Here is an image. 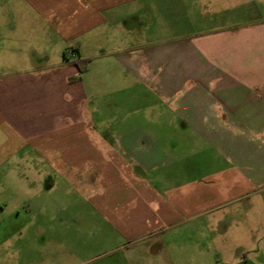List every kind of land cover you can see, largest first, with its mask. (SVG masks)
<instances>
[{"label": "crops", "instance_id": "0c3cea01", "mask_svg": "<svg viewBox=\"0 0 264 264\" xmlns=\"http://www.w3.org/2000/svg\"><path fill=\"white\" fill-rule=\"evenodd\" d=\"M29 1L44 34L0 78V170L11 156L17 180L76 187L97 219L59 204L76 234L47 264H264V14L201 29V5L229 0ZM76 57L114 60L105 116ZM21 231L0 264H39Z\"/></svg>", "mask_w": 264, "mask_h": 264}, {"label": "rangeland", "instance_id": "374dc122", "mask_svg": "<svg viewBox=\"0 0 264 264\" xmlns=\"http://www.w3.org/2000/svg\"><path fill=\"white\" fill-rule=\"evenodd\" d=\"M228 2L232 4L233 0L226 3L222 1L205 2L204 5H201L204 13L200 15L197 28H207L208 25H215L236 15V17L241 16L249 19L255 14L257 15L259 11L264 14V0H245L240 10L217 11L218 8L227 7ZM256 11L257 13H255ZM40 18V14L32 7L29 0H0V78H3L4 74L27 69L34 64V59H24V57L30 56L31 53L37 50V44L29 40L39 34H44L42 31H35L31 24L32 21ZM46 50L49 51L50 49L47 48ZM50 55L54 57L52 52ZM104 59L97 58L92 63L89 61L87 69L82 72L83 74L88 70L85 73V83L88 92L91 91L100 100V103L104 104L100 107L103 116L109 109L105 107V100H101V98L105 97L108 89L115 84L114 60L110 57ZM114 111L116 114H120L115 107ZM130 114L139 117L142 111ZM5 143L0 141L1 149H9L12 146V140H7ZM11 159L13 158L8 156L7 165L0 170V241L2 242L6 232L8 233L9 230L22 226V234L15 235L12 244L19 241L29 245V247L30 245L38 246V252H34L32 257L39 264H47L48 261L46 260L56 261L59 257L51 253L52 238L56 237L59 241H63L64 237L68 238L69 233L72 237L73 234H76L68 226L69 222H72L70 219L63 218L62 213H58L59 216L57 215L55 220L50 218V215L58 210L59 207L57 206L59 204L67 206L69 209L65 211V214H69L70 217L73 216V213L81 212L91 221L97 219L89 207L76 198L79 196L76 187L58 182L52 191L47 192L41 185L37 187L34 184L17 180L18 176L15 174V170L12 169L15 164ZM64 197L65 201L63 200ZM17 208L22 212L20 218L15 217ZM96 229L93 226L85 232L88 244H95L98 236ZM15 238H20V240L15 241ZM104 249L99 250V253L105 251ZM123 253L119 252L117 254ZM22 257L27 262L32 259L28 251L23 252ZM111 257H114V254L104 256V258Z\"/></svg>", "mask_w": 264, "mask_h": 264}, {"label": "trees", "instance_id": "16d2710c", "mask_svg": "<svg viewBox=\"0 0 264 264\" xmlns=\"http://www.w3.org/2000/svg\"><path fill=\"white\" fill-rule=\"evenodd\" d=\"M89 61H90V59L87 57H76V58L71 60V62L78 67V71H79L78 76L80 75V73H82L83 71H85L87 69V65H88Z\"/></svg>", "mask_w": 264, "mask_h": 264}]
</instances>
